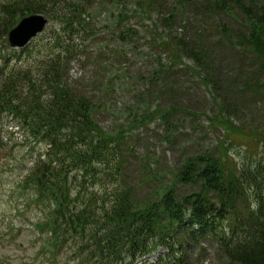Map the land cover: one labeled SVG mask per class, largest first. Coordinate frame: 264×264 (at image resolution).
Masks as SVG:
<instances>
[{
	"label": "trees",
	"instance_id": "16d2710c",
	"mask_svg": "<svg viewBox=\"0 0 264 264\" xmlns=\"http://www.w3.org/2000/svg\"><path fill=\"white\" fill-rule=\"evenodd\" d=\"M102 8L112 15L101 28ZM33 14L52 21V36L36 48L38 56L30 47L17 55L6 37ZM154 15L148 37L156 68L152 63L153 70L137 80L146 84L135 103L144 115L136 114L132 124L170 122L178 109L153 101L185 93L192 76L220 96L235 87L263 98L264 0H0V150L9 148L3 132L10 124L14 133L7 134H19L27 144L22 183L28 207L41 210L40 224L56 249L68 243L82 264H138L160 249L167 253L157 263L144 264H187L184 250L208 242L231 264H264V156L235 164L219 147L184 157L168 175L157 163L139 168L135 185L129 137L100 125L125 81L120 60L144 31L127 21ZM201 18L209 26L194 30ZM179 26L184 30L172 35ZM104 40L115 43L111 54L96 50ZM211 41L239 59L218 58ZM107 56L113 57L109 72ZM77 60L94 65L93 93L70 83ZM227 108L221 109L236 118ZM135 113L128 109L129 116ZM222 117L212 122L229 131L232 123ZM242 127L235 134L264 144V133ZM164 138L170 139L168 132Z\"/></svg>",
	"mask_w": 264,
	"mask_h": 264
},
{
	"label": "rangeland",
	"instance_id": "374dc122",
	"mask_svg": "<svg viewBox=\"0 0 264 264\" xmlns=\"http://www.w3.org/2000/svg\"><path fill=\"white\" fill-rule=\"evenodd\" d=\"M101 11L102 17L99 22L102 25H98V27L103 26V23L112 15V13H108L106 8H102ZM188 18L191 17L188 16ZM155 20L156 15L152 16L151 20L144 22L135 18L127 21L128 25L137 24L140 29L143 27L144 31L139 32L142 37L137 40V46L129 47L125 52L126 58L120 60L125 81L118 87L117 100H115L116 98L112 100L108 112L99 116L102 128L107 130L121 128L129 137V177L131 176L135 180V185H138L137 177L140 178L142 175V171L138 170L139 168L143 169L144 166L152 164L153 169L157 163L161 169L167 168L166 173L168 175L173 165H178L184 157L206 151H215L219 147H223L220 154L222 153L224 156L226 153L232 163L249 165L251 162H259L264 156V144L253 137L235 133L239 131L238 128L241 126L247 127L248 132H251L248 128L250 127L264 133V94L263 98L256 99L253 98L251 91H243V88L234 87L229 89V94L220 96L212 88L203 85L197 77L192 76L185 93L177 94L174 99H171L168 93L161 102L156 98L153 101V103H161L164 109H169L168 106L178 109V113L171 117L170 122L156 120L155 122L144 123V126L132 124L136 114L144 115V107L139 110L135 103L146 84L143 80L141 82L137 80L145 77L153 70L151 68L152 63L153 68H156V57L150 49L149 43L151 41L148 37V35H153L151 22L154 23ZM198 22V24H193L194 30L197 31L208 27L210 24L208 20L203 18L199 19ZM183 30V27L179 26L173 29L171 34L178 35ZM50 32L51 30L48 28L30 45V48H33L34 56H38L36 48L52 36ZM191 33L196 32L191 31ZM212 41L210 42L211 45ZM3 44H0V52L2 53L5 51ZM107 44V40L99 41L96 50L105 48V51L111 54L115 50V43L112 41L109 42V46ZM213 48L218 58H221L222 54L226 60L237 61L239 59L236 51L227 48L220 49L216 46ZM18 53L19 50L16 51L17 55ZM109 57L104 58L105 67L109 65L108 72L113 64V57ZM25 59L23 58V60ZM185 63L193 66V63L189 61ZM94 71L93 63L87 60L74 61L69 74L70 83L80 84V87L86 92L93 93L89 81L94 75ZM229 105L236 118L227 117L232 115L222 111L221 108H225L227 111ZM128 109L129 113L132 110H136V113L129 116ZM218 116H225L230 119L232 126L229 127V131L212 122ZM225 117L224 119L227 120ZM11 126H6L3 133L6 134L7 130L11 131ZM166 132L169 133V140L164 138ZM18 136L16 135L14 139H17ZM229 138L233 139V142ZM14 139L15 148L0 150V264H82L73 256V249L69 247L68 243L58 251L51 249L44 239H38V236L29 227L30 221L36 222L39 215L37 210L33 208H29L28 211L22 210V208L28 209L23 198L25 193H20L22 191L20 189V187L22 188L21 181L25 175L23 165L26 150H24L25 145L20 141L22 138H18L19 143ZM168 180L170 179L168 178ZM142 190L143 187L137 191L139 197L144 195ZM15 207L21 209L23 214H16ZM43 246H47V248H43ZM199 247L193 246L184 250V261H187V264H231L215 243L208 242ZM166 253L165 250L160 249L159 255L154 253L148 259L152 263H157L158 257ZM144 263L145 261L142 259L138 261V264Z\"/></svg>",
	"mask_w": 264,
	"mask_h": 264
},
{
	"label": "water",
	"instance_id": "95a60500",
	"mask_svg": "<svg viewBox=\"0 0 264 264\" xmlns=\"http://www.w3.org/2000/svg\"><path fill=\"white\" fill-rule=\"evenodd\" d=\"M48 20L42 15H33L23 19L17 28L9 34V44L12 48L26 47L32 39L43 33Z\"/></svg>",
	"mask_w": 264,
	"mask_h": 264
}]
</instances>
